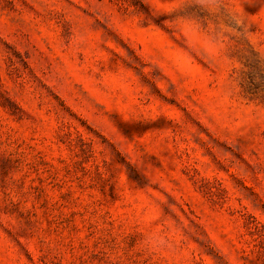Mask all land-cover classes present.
I'll return each instance as SVG.
<instances>
[{"label":"rangeland","instance_id":"obj_1","mask_svg":"<svg viewBox=\"0 0 264 264\" xmlns=\"http://www.w3.org/2000/svg\"><path fill=\"white\" fill-rule=\"evenodd\" d=\"M0 0V264H264V0Z\"/></svg>","mask_w":264,"mask_h":264},{"label":"snow or ice","instance_id":"obj_2","mask_svg":"<svg viewBox=\"0 0 264 264\" xmlns=\"http://www.w3.org/2000/svg\"><path fill=\"white\" fill-rule=\"evenodd\" d=\"M166 2H169V0H147V2L143 5V11L149 18H156L158 16L159 19L157 20V23H161L165 19H172L174 15L181 14L173 13V15H164V13L158 12L157 5Z\"/></svg>","mask_w":264,"mask_h":264}]
</instances>
